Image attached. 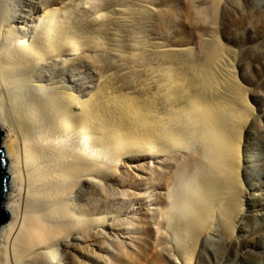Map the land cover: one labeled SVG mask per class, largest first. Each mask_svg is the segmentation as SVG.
I'll return each mask as SVG.
<instances>
[{
    "label": "bare ground",
    "instance_id": "bare-ground-1",
    "mask_svg": "<svg viewBox=\"0 0 264 264\" xmlns=\"http://www.w3.org/2000/svg\"><path fill=\"white\" fill-rule=\"evenodd\" d=\"M208 1L185 0L180 12L202 26L195 48L167 39L168 15L157 0H133L130 15L117 9L115 18L113 9L97 8L99 0H0V148L10 217L0 225V264H113L120 255L114 244L131 229L139 231L128 245L140 241L141 248L119 250L126 264H145L165 236L172 245L161 252L193 264L213 234L225 244L217 264H264V240L235 238L242 220H264V205L241 176L264 128L237 81L238 55L217 35L236 19L264 25V0L255 15L247 12L254 0ZM113 24L122 26L121 59L150 77L143 93L107 72L115 63L105 54L110 41L102 42L117 33ZM86 71H97L102 85L85 88ZM144 159L150 165L137 166H145L155 207L140 206L135 221L113 202L135 194L125 168Z\"/></svg>",
    "mask_w": 264,
    "mask_h": 264
},
{
    "label": "rangeland",
    "instance_id": "rangeland-1",
    "mask_svg": "<svg viewBox=\"0 0 264 264\" xmlns=\"http://www.w3.org/2000/svg\"><path fill=\"white\" fill-rule=\"evenodd\" d=\"M109 0H99L100 4L97 6L93 4V6H97V8H100V10H111L113 9V15L112 18H115L114 13H117V9L122 10L119 13H124L125 15H130L129 12H131L129 9L133 8L134 3L133 0H117V2L111 4L110 2H107ZM185 0H157L158 4L157 7L161 10H163V13H167V20L165 21L164 25H166V28L168 29V35L165 34L167 39H174L175 36L178 37V39L184 43H189V45H192L195 48H198L201 44V37H203V34L201 32V27L194 26L193 23L190 22H184V20L180 18V12H183L185 9ZM210 1V0H209ZM208 1V2H209ZM104 2L109 3V5L104 4ZM260 6L261 0H254L252 5L249 6V9L247 12L251 15H255V12H257L256 9H258ZM210 5V4H209ZM126 9V10H124ZM210 9V7H209ZM171 12V14H170ZM89 17L91 16V12L89 11L87 13ZM175 14L177 15L176 17ZM232 15V14H231ZM125 16V17H126ZM250 16V15H249ZM215 16H211L209 20H213ZM139 20V18H138ZM137 20V23H138ZM218 20L214 18V21ZM157 21V18L155 19V22ZM253 19L250 21L244 20L243 22L240 21V19H236L235 22L232 23V28H224V25L221 24L220 30L217 32V35L219 36V39L221 43L225 46V48H229L232 51H234L239 59L236 60L234 67H235V74L237 77V81L239 82V85L241 88L245 91L246 97L250 103L251 110L254 112L255 116L257 117V121L259 125H261L264 128V25H255L254 27H251ZM143 20H139V25L143 24ZM159 25V21L158 24ZM219 25V22H218ZM162 26V25H161ZM200 28V30H199ZM122 29L121 25H111L109 28L110 32H114V30L117 31L115 34H109L105 35L104 43L106 41H110V44H105L108 47L105 48V54L109 57L111 60V63H115L112 66H110L108 73L115 72V75L121 76V78H115L117 83L128 85L129 87L135 86L134 91H139V93H143L145 90L141 87L147 88L148 85H151L150 77L141 76V70L138 67L136 63L132 59L129 58H123L119 56L118 49L120 48L118 46L119 40L122 38L120 34L118 35V31ZM154 32H157V27H155ZM164 33V32H163ZM164 37V34L162 35ZM126 40H130V37L126 38ZM123 38V39H124ZM118 39V40H115ZM162 41H164L162 39ZM263 42V45L260 46L259 42ZM128 42V41H127ZM130 42V41H129ZM133 44V43H132ZM131 43L127 46V49L125 50L130 51L134 48V46ZM97 54V53H96ZM98 55H95L97 57ZM108 64V65H109ZM121 70V71H119ZM85 73L81 75L82 81L84 83L85 88L87 86H90L88 90H93L94 88L101 86L103 82L102 77H100L97 74V71L89 72L86 71ZM143 73V72H142ZM114 75V76H115ZM90 76L92 79H90ZM73 80L76 81L77 78H79V75L73 76ZM88 82H91L88 84ZM78 83V82H77ZM125 88V87H123ZM152 89V87H151ZM0 142H1V136H0ZM264 137H261L255 141V143L251 146L254 151H250V156H247L248 162H246V168L243 167L242 170V179L245 184L246 190L251 194L255 192V197L257 202H259L260 205H264ZM4 154V153H3ZM5 156V155H4ZM131 162V163H129ZM129 168L126 169V175H130L129 178H132L129 186V190L135 194H132V196L127 195L130 197L128 200L127 198L122 200L115 199L113 202V208L116 211H119L122 216H133V220L136 221L137 216L139 215V207L143 206L145 209L149 208L148 210L151 211L155 206L151 205L153 201H150L152 198L147 197L149 194L153 192H149L148 188L149 185H147L146 180V170L145 166L139 167L137 166L138 163H143V165H150L149 159H144L143 161H137L132 160L129 161ZM143 169V171L139 170ZM148 171V170H147ZM136 175L138 178L136 179ZM148 175V173H147ZM136 183L138 185H136ZM143 194H146V196ZM257 194V195H256ZM152 195V194H151ZM122 199V197H120ZM137 198V199H136ZM135 203L133 206H129V203ZM253 203V202H252ZM256 203V202H255ZM4 204V202H3ZM251 204V203H250ZM131 208H134L133 210ZM112 209V207H111ZM264 209V208H263ZM147 212L145 211V214ZM258 213V212H256ZM264 214V210H263ZM259 214H257L254 218L259 217ZM144 216V215H143ZM149 218V216L145 217V219ZM150 219V218H149ZM10 221V217L5 223H8ZM151 223V222H150ZM3 225V224H2ZM241 227V228H240ZM243 227V229H242ZM237 234L235 238L238 239L239 242H248L251 244L255 241H262L264 240V220L261 222H258L257 225H254L249 220H242L239 225L237 226ZM132 232H138V229H131ZM108 231V230H107ZM132 232L128 234H120V238L118 237V242L114 244L113 249L118 250V253L120 254L116 259L113 261V264H126L124 260V250L125 255L131 254V252H135L137 254L138 248L140 250L141 245L140 241L138 243H135V247H130L128 244L131 240H133L132 236H135ZM165 236V235H164ZM114 238V237H113ZM130 239V240H129ZM220 237L216 234H213L210 236V239L207 240V242L204 244V249L199 247L197 257L195 261H193V264H217L220 257L223 255V251L225 248V244L223 241L219 240ZM122 240V241H119ZM136 240V239H135ZM168 237L165 236L163 240H161V245H158L156 248H154L151 251V254H153V258L150 256H145V264H180L177 263L178 259L174 258V252L172 250L170 251H164L161 252V246L167 245L170 246L172 243H168ZM127 244H124V243ZM114 243V241H113ZM119 244V245H118ZM122 246H121V245ZM124 244V249L122 248ZM153 242L149 244V248L152 249ZM244 244H239L234 242L233 247L236 251L241 250ZM138 246V247H137ZM136 250H135V249ZM121 252H119V250ZM135 250V251H134ZM123 253V254H122ZM135 254V255H136ZM124 257V258H123ZM138 261V259H137ZM136 261L135 264H138ZM123 262V263H122ZM129 263V262H128ZM112 264V263H111Z\"/></svg>",
    "mask_w": 264,
    "mask_h": 264
},
{
    "label": "water",
    "instance_id": "water-1",
    "mask_svg": "<svg viewBox=\"0 0 264 264\" xmlns=\"http://www.w3.org/2000/svg\"><path fill=\"white\" fill-rule=\"evenodd\" d=\"M3 134L0 131V136ZM8 160L3 154V148H0V225L5 223L9 216L8 212L3 210V202L8 190V174L6 172Z\"/></svg>",
    "mask_w": 264,
    "mask_h": 264
}]
</instances>
